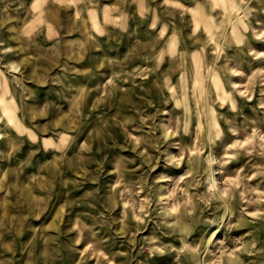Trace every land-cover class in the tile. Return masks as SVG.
<instances>
[{"label": "rangeland", "instance_id": "374dc122", "mask_svg": "<svg viewBox=\"0 0 264 264\" xmlns=\"http://www.w3.org/2000/svg\"><path fill=\"white\" fill-rule=\"evenodd\" d=\"M0 108V264H264V0H0Z\"/></svg>", "mask_w": 264, "mask_h": 264}, {"label": "bare ground", "instance_id": "6f19581e", "mask_svg": "<svg viewBox=\"0 0 264 264\" xmlns=\"http://www.w3.org/2000/svg\"><path fill=\"white\" fill-rule=\"evenodd\" d=\"M1 111H3V108H0V112ZM2 118H4V116H0V121L2 120ZM6 121H7L6 124L9 123V121H10L9 118H7Z\"/></svg>", "mask_w": 264, "mask_h": 264}]
</instances>
